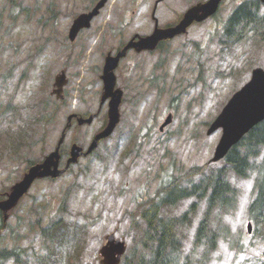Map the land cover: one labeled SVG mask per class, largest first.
Returning a JSON list of instances; mask_svg holds the SVG:
<instances>
[{
    "label": "rangeland",
    "instance_id": "374dc122",
    "mask_svg": "<svg viewBox=\"0 0 264 264\" xmlns=\"http://www.w3.org/2000/svg\"><path fill=\"white\" fill-rule=\"evenodd\" d=\"M91 1L0 0V196L22 178L29 161L40 162L54 151L70 114H97L92 125L75 124L65 141L69 148L73 142L90 145L108 122V102L101 104L105 56L133 35L154 30L151 17L158 0H110L91 29L72 43L71 24L93 6ZM166 1L157 6L161 27L203 2ZM242 1L224 0L214 18L193 25L187 35L155 52H131L121 62L116 72L117 86L124 90L119 126L66 174L36 182L5 228L0 216L1 251H19V264H102L100 250L115 234L127 244L121 264L134 253L150 257L141 241L145 225L138 214L131 215L160 183L193 167L226 165L211 163L222 131L209 135L208 130L252 71L264 68L262 32H250L237 43L224 37L226 19ZM62 71L68 84L59 100L52 92ZM45 100L56 113L47 123L36 120ZM169 114L173 122L160 132ZM65 164L66 159L62 168ZM227 178L235 188L231 206L215 208L209 216L221 234L214 249L206 239L196 242L207 213L205 200L193 211L195 198L162 209L169 219L187 215L178 226L181 242L171 254L173 264H264V236L252 237L246 229L255 174L241 179L228 170ZM54 224L64 225L61 238L69 230L67 241L44 232ZM240 237L244 252L235 249Z\"/></svg>",
    "mask_w": 264,
    "mask_h": 264
},
{
    "label": "trees",
    "instance_id": "16d2710c",
    "mask_svg": "<svg viewBox=\"0 0 264 264\" xmlns=\"http://www.w3.org/2000/svg\"><path fill=\"white\" fill-rule=\"evenodd\" d=\"M249 25H253L255 36L262 32L264 37V16L261 14L259 0H247L239 4L226 21L225 33L229 38H234L236 34L240 39L242 36L240 27L245 29ZM44 109L40 118L36 119L38 122H49L56 114L47 112V107ZM17 150L18 147L15 148V152ZM226 163L235 174L242 177L250 168L258 170L256 197L249 206V218L255 225L253 236H264V121L253 127L240 144L230 151ZM33 164L35 163L31 162L30 166ZM225 174L224 170L216 171L206 165L191 168L185 175L174 176L172 180L162 183L154 196L143 202L138 212L133 213V217L138 214L145 225L141 241L145 250L149 251L150 257L147 259L145 254L138 257L139 255L134 253L127 264L172 263L171 254L179 250L181 242L177 235L178 226L187 215L183 220L169 219L162 215V209L174 207L181 201L191 198L196 199L191 211L195 210L199 202L205 200L207 203V213L198 227L196 242L199 244L206 239L208 248L214 249L221 234L211 227L209 216L215 208L225 211L231 206L230 200L233 199V194L230 195L231 186L228 185ZM238 246L243 250L241 242H238ZM11 257L17 258L19 263L20 256L16 252L0 251V264Z\"/></svg>",
    "mask_w": 264,
    "mask_h": 264
},
{
    "label": "water",
    "instance_id": "95a60500",
    "mask_svg": "<svg viewBox=\"0 0 264 264\" xmlns=\"http://www.w3.org/2000/svg\"><path fill=\"white\" fill-rule=\"evenodd\" d=\"M106 1L107 0H102L90 14L81 15L75 21L70 35L71 39H75L81 28L90 26L92 18L98 14L99 9L104 6ZM221 1L222 0H209L205 4H201L191 9L176 29L167 30L165 33H157L153 37L142 40L138 45L142 49L154 48L159 40L172 37L176 33L185 31V29L194 21H203L216 13ZM117 60L118 58L115 59V63L111 58L107 60L105 75L103 76L105 81V94L103 97V102L108 97L112 98L110 102L108 127L102 133L96 136L94 142L88 150V153L84 154L82 148L76 145L73 146L71 150V158L67 163V168L71 163L77 162L81 155H87L92 152V150L97 146L98 141L110 136L119 123V106L121 104L122 92L120 90L114 91L116 78L113 73ZM63 82L64 76L58 78L57 85L62 87ZM56 92L60 93V90ZM73 117L74 116H71L69 121H71ZM92 121L93 117H90L89 119H78L80 125L84 123H92ZM170 121L171 119L169 118L166 124H168ZM262 121H264V70L256 69L253 72L250 82L247 83L230 99L228 104L224 107L222 113L211 126L209 133H212L219 128H223V136L217 147L214 160L217 161L223 158L228 153V151L243 137V135L248 133L254 126ZM64 138L65 134L62 136L56 151L50 154L42 164L32 167L25 175L24 179L12 188V192L9 194L8 199L0 202L1 211L7 214V212L16 207L19 203V200L27 193L28 189L37 178H43L47 176L58 177L63 173V171L59 170V149L60 145L64 141ZM7 219L8 216L6 215L5 220ZM248 229L251 233V223H249ZM108 239V244L101 250L102 256L106 258V260L103 261V264H118L121 260V256L125 252V243L121 241H115L114 236H110ZM115 253L118 254V257L116 258H114Z\"/></svg>",
    "mask_w": 264,
    "mask_h": 264
},
{
    "label": "flooded vegetation",
    "instance_id": "af4514ba",
    "mask_svg": "<svg viewBox=\"0 0 264 264\" xmlns=\"http://www.w3.org/2000/svg\"><path fill=\"white\" fill-rule=\"evenodd\" d=\"M165 44L161 45V48L164 47Z\"/></svg>",
    "mask_w": 264,
    "mask_h": 264
}]
</instances>
